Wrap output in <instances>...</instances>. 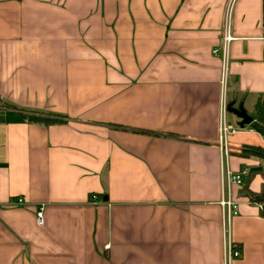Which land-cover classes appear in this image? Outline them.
I'll list each match as a JSON object with an SVG mask.
<instances>
[{
  "label": "crops",
  "instance_id": "0c3cea01",
  "mask_svg": "<svg viewBox=\"0 0 264 264\" xmlns=\"http://www.w3.org/2000/svg\"><path fill=\"white\" fill-rule=\"evenodd\" d=\"M263 92L264 0H0V264H264Z\"/></svg>",
  "mask_w": 264,
  "mask_h": 264
},
{
  "label": "built area",
  "instance_id": "2783aa9c",
  "mask_svg": "<svg viewBox=\"0 0 264 264\" xmlns=\"http://www.w3.org/2000/svg\"><path fill=\"white\" fill-rule=\"evenodd\" d=\"M230 22H231V5L228 6V10L226 13V22H225V29L223 32L222 37V46L221 47H215L213 48V51L215 53H221L223 60H224V78L223 80L226 81V75H227V69H228V57H229V50H230V42L235 37L230 29ZM230 103L228 104L226 101L223 103L222 111H221V123H220V130H221V136L220 140L222 144H224V147L226 151H228V141L226 140V134L228 132L237 131L240 128H243L244 125L239 126H231L226 118V112L228 110ZM251 130H254V127L250 128ZM249 173L248 168L241 169L239 171H233V170H227L225 173V183H226V189L225 192H228L227 196H225L222 199V204L228 208V215L231 216L238 212V202L234 200L230 196V185L237 183V184H243L244 183V176ZM22 201V198L19 199ZM260 207L264 208V203L259 202ZM43 209L44 205L40 204L37 209V220L39 223L44 222V216H43ZM241 254V250L237 247H233L230 242H228L225 245V263L229 264L233 256H239Z\"/></svg>",
  "mask_w": 264,
  "mask_h": 264
},
{
  "label": "trees",
  "instance_id": "16d2710c",
  "mask_svg": "<svg viewBox=\"0 0 264 264\" xmlns=\"http://www.w3.org/2000/svg\"><path fill=\"white\" fill-rule=\"evenodd\" d=\"M254 110H255V117L253 118L250 125L264 135V92L260 94L257 101L255 102ZM30 117L33 119H42L46 121L52 119L49 117H42L39 115H32ZM243 151L259 156L263 160V165H264V146L261 145L245 146L243 148ZM248 195L252 202L264 203V182L260 191L248 192ZM262 212L264 214V208L262 209Z\"/></svg>",
  "mask_w": 264,
  "mask_h": 264
},
{
  "label": "water",
  "instance_id": "95a60500",
  "mask_svg": "<svg viewBox=\"0 0 264 264\" xmlns=\"http://www.w3.org/2000/svg\"><path fill=\"white\" fill-rule=\"evenodd\" d=\"M234 112H236L238 115L243 117L242 125L250 124L253 120V116H251L247 110L241 105L240 107H232L231 108ZM263 166H255L253 167V170L262 169Z\"/></svg>",
  "mask_w": 264,
  "mask_h": 264
},
{
  "label": "rangeland",
  "instance_id": "374dc122",
  "mask_svg": "<svg viewBox=\"0 0 264 264\" xmlns=\"http://www.w3.org/2000/svg\"><path fill=\"white\" fill-rule=\"evenodd\" d=\"M246 178V177H245Z\"/></svg>",
  "mask_w": 264,
  "mask_h": 264
}]
</instances>
